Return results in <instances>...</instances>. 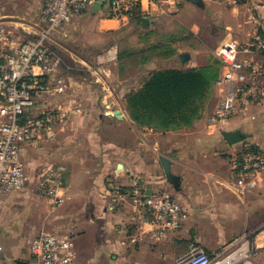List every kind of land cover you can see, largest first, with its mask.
Masks as SVG:
<instances>
[{
    "label": "crops",
    "instance_id": "1",
    "mask_svg": "<svg viewBox=\"0 0 264 264\" xmlns=\"http://www.w3.org/2000/svg\"><path fill=\"white\" fill-rule=\"evenodd\" d=\"M44 2L0 0V23L16 39L29 38L40 30ZM200 2L197 5L188 0H145L143 20L139 23L107 19L94 12L90 14L91 22L97 35L129 39L127 56L138 53L151 58L173 51L170 59L174 68H169L173 70L211 66L225 42L244 44L264 25V0ZM108 45L101 54L102 67L91 69V94H84L81 85L69 79L72 100L85 104L82 114H74L68 124L58 128L53 141L28 145L22 150L25 159V152L52 148L44 157L39 156L38 168L43 170L35 179L28 176L31 183L39 182L41 176L54 169L62 174L56 198L60 202L46 199L44 203L57 205L52 210L54 223L47 234L71 241L75 251L73 264L112 262L117 255L119 264H168L194 243L217 258L243 239L252 251L251 264H264V172L257 176L254 190L241 194L236 190L237 180L230 166L231 158L246 150L264 155V105L252 110L256 119L238 117L225 126H210L207 119L222 95L216 83L192 127L162 133L140 126L130 116L127 97L139 90L151 73L161 69L147 67L141 83L114 94L112 86L117 82L113 72L121 59L119 44ZM182 54L188 56L186 63L180 58ZM221 75L220 72L219 78ZM80 92L82 99L78 97ZM236 131L244 135V140L230 146L223 133ZM44 143H52V147ZM161 157L171 161L173 174L181 178L178 185L168 182ZM29 167H33L31 161ZM135 182L150 195L170 194L187 211L188 217L174 238L157 241L145 235L134 242L137 229L130 201L116 204L112 189L132 192ZM16 194L3 198L0 225L16 202ZM18 262L34 264L31 250Z\"/></svg>",
    "mask_w": 264,
    "mask_h": 264
},
{
    "label": "built area",
    "instance_id": "2",
    "mask_svg": "<svg viewBox=\"0 0 264 264\" xmlns=\"http://www.w3.org/2000/svg\"><path fill=\"white\" fill-rule=\"evenodd\" d=\"M144 1L105 0L95 13L99 0H45L40 30L26 39H16L0 23V205L5 196L23 191L28 184L23 148L53 141L56 130L81 113L80 105L70 99L69 78L56 77L60 62L50 45L54 33L73 18L92 12L107 19L130 20L135 11L141 12ZM216 59L223 67L217 82L222 95L208 125L225 126L238 117L256 119L252 110L264 105V34L257 31L244 44L225 42ZM55 96L65 98L57 107L50 104ZM37 109L41 111L38 115H30ZM230 166L236 190L243 194L256 188V178L264 172V155L246 150L233 156ZM61 186L62 174L51 170L40 177L36 189L58 204ZM133 187L132 192L113 187L112 198L116 204L130 201L137 229L134 242L145 235L157 241L174 238L188 217L187 211L166 192L150 195L138 182ZM147 227L150 230L145 232ZM247 245L244 242L230 257L212 258L194 243L178 257L177 264H251L252 251ZM30 250L34 264H73L75 259L71 241L53 234L34 238ZM4 253L0 245V264H5Z\"/></svg>",
    "mask_w": 264,
    "mask_h": 264
},
{
    "label": "rangeland",
    "instance_id": "3",
    "mask_svg": "<svg viewBox=\"0 0 264 264\" xmlns=\"http://www.w3.org/2000/svg\"><path fill=\"white\" fill-rule=\"evenodd\" d=\"M91 21L90 14L84 15L76 21H70V24L57 30L50 41L51 48L60 62L56 77L65 76L69 79L72 78L81 85L84 94L87 91L91 94V69L97 70L102 67L101 58L103 55L101 54L108 49L107 47L110 42L115 45L119 44V48L117 49L118 58H120L119 56L121 53L125 55L121 62L118 61L117 65L114 67L113 73L116 75L114 80L117 82L116 85L112 86L114 94H119L122 89L129 90L133 86H137V84L141 83L145 78L146 71L149 70L146 69L147 67L153 68V66H155L161 70L172 67L174 68L170 59L171 57L168 58L163 55H154L147 59L146 55L138 53L133 56H127L126 46L127 43H129V39L125 40L119 35H97L95 24ZM131 42L134 44L136 41L135 39H132ZM220 72L223 73V67L221 64ZM96 75L100 77L99 73ZM79 96L82 99V92L79 93L78 97ZM70 97V99H72L71 93ZM64 100V97L61 99L60 96H55L50 101V104L53 107H57V105ZM72 101H75V103L80 105L81 113L78 115L82 114L85 104L82 106L76 100ZM40 112L41 111L38 109L33 110L30 115L35 116ZM51 144L52 143H44L45 146L49 147H52ZM44 145L42 144L40 150L43 149ZM51 150L52 148L49 149V152ZM47 151L25 152V159L23 160L25 168L27 167V176L31 177V179H35L37 173L39 174L40 171L43 170L38 168L40 167L39 156L41 155L44 157ZM29 161L33 164L32 168H28ZM43 167L45 169V166ZM37 168L38 171H36ZM37 184L38 182L34 184V182L31 183L30 179H28L27 186L23 191L17 192L14 198V201L16 202H14L13 206L11 205L9 211H6L4 221L2 222L3 224L0 225V245L5 252V263L9 260L10 264H16L17 260L27 257L30 254L32 240L42 234H47L48 231H50L49 227L54 223L51 219V213L54 208L56 209L57 205L51 204L49 206V204H44L46 203V199L49 200L50 198L37 191ZM244 242L248 244L247 240H240L236 246L231 247L229 252L226 253L223 258L230 257L231 254L234 253ZM246 247H248V245ZM148 259L149 261L151 260L150 258ZM100 264H119L118 255L112 260V262H102ZM149 264L157 263L152 262ZM168 264H177V259H175L173 263L170 262Z\"/></svg>",
    "mask_w": 264,
    "mask_h": 264
},
{
    "label": "trees",
    "instance_id": "4",
    "mask_svg": "<svg viewBox=\"0 0 264 264\" xmlns=\"http://www.w3.org/2000/svg\"><path fill=\"white\" fill-rule=\"evenodd\" d=\"M130 20L139 23L143 20L141 12L135 11ZM258 32L264 34V25ZM173 54L167 51L163 56ZM119 57L122 60L125 55ZM219 76L218 61L199 69L154 71L139 90L128 95L130 116L138 125L157 132L188 129L200 118Z\"/></svg>",
    "mask_w": 264,
    "mask_h": 264
},
{
    "label": "water",
    "instance_id": "5",
    "mask_svg": "<svg viewBox=\"0 0 264 264\" xmlns=\"http://www.w3.org/2000/svg\"><path fill=\"white\" fill-rule=\"evenodd\" d=\"M105 0H99V2L97 4H95L93 10L94 12H98L101 10L102 8V4L104 3ZM189 2H192L193 4H200V0H188ZM147 23L146 20H144V24ZM181 60L186 63L188 56L185 54L180 55ZM223 136L225 138V140L227 141V143L232 146L236 143L242 142L244 140V135L240 132V131H236V132H224ZM161 164L163 166L165 175L167 177V180L169 183L171 184H175L178 185L181 182V178L174 175L172 172V163L169 159L165 158V157H161L160 159ZM18 264H25L24 262H18Z\"/></svg>",
    "mask_w": 264,
    "mask_h": 264
},
{
    "label": "bare ground",
    "instance_id": "6",
    "mask_svg": "<svg viewBox=\"0 0 264 264\" xmlns=\"http://www.w3.org/2000/svg\"><path fill=\"white\" fill-rule=\"evenodd\" d=\"M224 264H231L230 261H226Z\"/></svg>",
    "mask_w": 264,
    "mask_h": 264
}]
</instances>
